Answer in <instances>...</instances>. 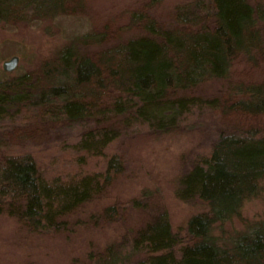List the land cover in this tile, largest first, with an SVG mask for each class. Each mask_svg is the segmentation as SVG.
<instances>
[{"label":"trees","instance_id":"obj_1","mask_svg":"<svg viewBox=\"0 0 264 264\" xmlns=\"http://www.w3.org/2000/svg\"><path fill=\"white\" fill-rule=\"evenodd\" d=\"M85 2L0 0V23L17 27L74 16L84 12ZM148 8L131 13L130 29L142 36L107 46L115 34L107 28L80 37L35 72L0 81V122L15 115L90 121L95 128L86 130L76 151L105 163L103 171L48 179L32 154L4 156L0 216L16 219L33 233L66 232V217L100 199L125 172L123 157L108 153L124 131L137 127L168 133L194 113L212 110L228 130L184 175L177 192L180 200L200 201L207 209L190 219L188 242L181 244L166 212L157 213L123 245L91 253L90 264H130L134 255L142 256L140 264H264V223L238 237L231 249L212 236L216 225L239 217L264 181V78L230 83L215 99L186 94L211 81H228L239 61L254 69L264 65V3L199 0L178 10L176 25L170 27ZM94 47L99 50L91 51ZM132 206L143 203L135 200ZM118 216L119 208L110 207L102 217L109 222Z\"/></svg>","mask_w":264,"mask_h":264},{"label":"rangeland","instance_id":"obj_2","mask_svg":"<svg viewBox=\"0 0 264 264\" xmlns=\"http://www.w3.org/2000/svg\"><path fill=\"white\" fill-rule=\"evenodd\" d=\"M198 1L86 0L82 14L17 27L0 23V81L35 72L80 37L102 33L107 28L115 33L109 37L107 46L142 36L141 31L130 29L134 11L149 7V13L170 27L176 25L178 10ZM250 2L257 5L264 0ZM97 50L99 47L91 49ZM14 57L18 58L15 69L5 71L4 63ZM234 72L228 81H211L186 94L203 99L223 97L230 83L261 81L264 65L254 69L239 61L234 64ZM94 128L90 121H36L15 115L0 122V159L8 154H32L48 179L66 180L103 171V158L90 159L75 148L86 130ZM224 129L228 127L219 113L205 110L189 116L168 133L137 127L124 131L108 153L117 152L123 157L125 172L115 178L100 199L66 217L70 224L68 231L33 233L16 219L0 216V264H90L91 253H100L110 245H123L150 223L155 214L162 212L168 214L181 244H186L190 219L207 209L200 201L180 200L177 196L180 182L201 157L211 152ZM135 200L143 203L142 208L132 206ZM110 207H118L119 216L108 222L102 216ZM263 223L264 181L258 195L244 202L239 217L216 225L212 236L217 244L231 249L238 237ZM140 259L141 255H134L130 264H140Z\"/></svg>","mask_w":264,"mask_h":264},{"label":"water","instance_id":"obj_3","mask_svg":"<svg viewBox=\"0 0 264 264\" xmlns=\"http://www.w3.org/2000/svg\"><path fill=\"white\" fill-rule=\"evenodd\" d=\"M17 61H18V58L14 57L10 61L5 62L3 65V69L7 72L13 71L17 65Z\"/></svg>","mask_w":264,"mask_h":264}]
</instances>
